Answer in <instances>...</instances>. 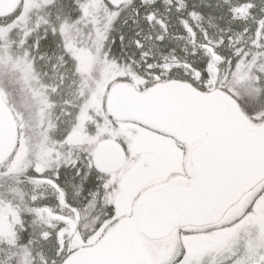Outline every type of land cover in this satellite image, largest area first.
<instances>
[{"label": "snow or ice", "instance_id": "6c2138e0", "mask_svg": "<svg viewBox=\"0 0 264 264\" xmlns=\"http://www.w3.org/2000/svg\"><path fill=\"white\" fill-rule=\"evenodd\" d=\"M0 264H264V0H0Z\"/></svg>", "mask_w": 264, "mask_h": 264}]
</instances>
